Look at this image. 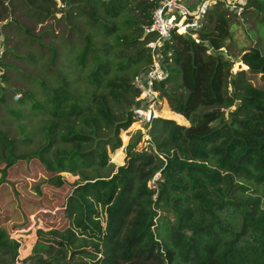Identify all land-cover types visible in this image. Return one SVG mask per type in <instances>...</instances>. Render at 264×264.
Returning <instances> with one entry per match:
<instances>
[{
  "label": "trees",
  "instance_id": "1",
  "mask_svg": "<svg viewBox=\"0 0 264 264\" xmlns=\"http://www.w3.org/2000/svg\"><path fill=\"white\" fill-rule=\"evenodd\" d=\"M16 1L37 24L60 15L62 42L49 28L51 41L32 35L13 17ZM59 2L60 8L54 0H0V22L12 19L3 27L22 30L37 49L14 54L34 70L24 79L25 72L18 74L26 88L16 90L5 86L17 65L4 59L10 50L2 42V174L36 160L48 175L41 184L58 189L62 173L78 177L63 206L68 227L38 230L29 261L264 264V88L247 79L264 77L261 42L248 43L238 60L242 69L233 72L226 50L236 16L221 4L203 17L198 42L173 36L162 51L166 77L155 86L168 119L152 122L145 150H138L140 132L132 136L124 164L103 175L109 154L121 147L120 132L133 123V81L151 63L144 29L154 3ZM251 10L261 14L264 32V0H246L240 16ZM18 247L0 229V264H13Z\"/></svg>",
  "mask_w": 264,
  "mask_h": 264
},
{
  "label": "rangeland",
  "instance_id": "2",
  "mask_svg": "<svg viewBox=\"0 0 264 264\" xmlns=\"http://www.w3.org/2000/svg\"><path fill=\"white\" fill-rule=\"evenodd\" d=\"M14 4L18 7L13 17L22 26L28 28L32 35L41 36V39L44 40L43 42L51 41L47 36L49 33H46L48 31L47 28H49V31H52L53 35L58 37L59 42H62V39L66 35V25L64 21H58L60 15L43 24H37L35 18H29L25 15V8L18 1L14 2ZM260 17L261 14L251 10L245 12L244 16L232 18L236 26L230 27V31L234 32V35L230 39L226 54L233 62L235 61L232 64L233 72L242 69V64L238 60L242 50L248 48L249 42H261L264 46V32L259 26ZM11 20L7 19L0 22V56L3 53L2 42L4 41L5 48L10 50V54H7L4 59L17 65V71L10 72L11 77L5 86H11L19 90L26 88V85L20 80L18 74L20 75L22 72H25L22 75V79H24L31 76L30 73L33 74L34 70L31 71V69L26 68L24 64L14 58V54L25 56L27 52L30 53V49H35V51L37 49L35 47H28L29 39L23 35L22 30L15 29L12 25L3 27V25ZM54 44L56 46L59 45V43ZM39 50L40 53L44 52L43 49ZM247 79L253 86L264 88V77L260 74H247ZM165 107L169 110L168 105ZM159 115L160 119H168L162 117L161 113ZM139 128V125L131 124L127 130L120 132L121 147L119 150H116L121 155L120 159L118 162H115L114 156L117 154L116 151L110 153L108 166L102 172L103 175L113 174L117 167L124 164L125 147L130 138L137 132H140L141 135L138 150L141 151L148 148L147 141L149 137L146 134L149 128H142L143 131ZM3 169L4 165H0V229L5 230L10 239L12 237L18 241L19 247L13 264L16 262L17 264H32L28 258L37 241V231L48 232L68 227V221L63 214V206L67 196L73 190L74 183L78 180V177L62 173L61 176L65 184L61 188L56 189L41 184V181L48 175L36 160L19 161L12 167L6 168L5 175L2 174ZM36 187L40 193L36 192ZM165 216L171 219L170 215Z\"/></svg>",
  "mask_w": 264,
  "mask_h": 264
},
{
  "label": "built area",
  "instance_id": "3",
  "mask_svg": "<svg viewBox=\"0 0 264 264\" xmlns=\"http://www.w3.org/2000/svg\"><path fill=\"white\" fill-rule=\"evenodd\" d=\"M57 7H62L59 0H54ZM108 1V0H101ZM154 3L151 12L150 24L144 29L148 36L145 47L148 49L151 63L148 68L133 81L134 88L138 91L135 104L131 110L132 124L139 125V129L149 128L152 122L159 118V113L166 106V101L161 97L156 85L166 77V70L162 62V51L166 43L175 35L188 36L198 42V35L203 17L213 8L221 7L230 15L240 17L246 0H149ZM207 55L210 51L206 52ZM157 180L155 176L148 184L154 187ZM11 239L18 242L15 238ZM17 264V262L15 263Z\"/></svg>",
  "mask_w": 264,
  "mask_h": 264
},
{
  "label": "crops",
  "instance_id": "4",
  "mask_svg": "<svg viewBox=\"0 0 264 264\" xmlns=\"http://www.w3.org/2000/svg\"><path fill=\"white\" fill-rule=\"evenodd\" d=\"M167 106V105H166ZM171 112V111H170ZM172 113V112H171ZM174 114V113H173ZM188 125V124H187Z\"/></svg>",
  "mask_w": 264,
  "mask_h": 264
}]
</instances>
